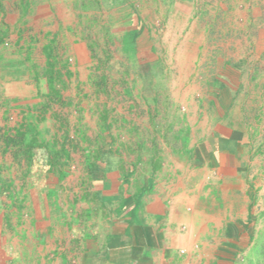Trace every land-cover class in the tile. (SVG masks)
<instances>
[{
    "label": "crops",
    "instance_id": "0c3cea01",
    "mask_svg": "<svg viewBox=\"0 0 264 264\" xmlns=\"http://www.w3.org/2000/svg\"><path fill=\"white\" fill-rule=\"evenodd\" d=\"M89 13L0 0V264H264V122L215 94L167 132L150 74L74 83Z\"/></svg>",
    "mask_w": 264,
    "mask_h": 264
},
{
    "label": "rangeland",
    "instance_id": "374dc122",
    "mask_svg": "<svg viewBox=\"0 0 264 264\" xmlns=\"http://www.w3.org/2000/svg\"><path fill=\"white\" fill-rule=\"evenodd\" d=\"M75 1L90 12L85 23L80 20L90 55L69 60V66L78 68L74 83H87L83 75L90 71L94 84L111 82L112 89L113 84L123 89L138 71L150 74L155 86L153 116L160 122L155 127L167 132L175 101L209 104L215 94L222 101L231 97L243 102L251 115H258L256 120L261 118L257 124L264 122V0ZM113 9H121L122 21ZM131 16L140 21L141 39L134 42L135 30L132 40L115 41L110 32H124ZM111 17H116L114 22ZM113 74H121L120 79ZM126 111L146 115L139 108Z\"/></svg>",
    "mask_w": 264,
    "mask_h": 264
}]
</instances>
